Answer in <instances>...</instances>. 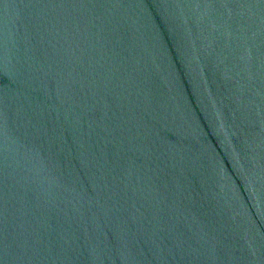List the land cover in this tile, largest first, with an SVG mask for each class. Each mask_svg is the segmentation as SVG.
I'll return each instance as SVG.
<instances>
[{"label": "water", "instance_id": "95a60500", "mask_svg": "<svg viewBox=\"0 0 264 264\" xmlns=\"http://www.w3.org/2000/svg\"><path fill=\"white\" fill-rule=\"evenodd\" d=\"M0 264H264V0H0Z\"/></svg>", "mask_w": 264, "mask_h": 264}]
</instances>
